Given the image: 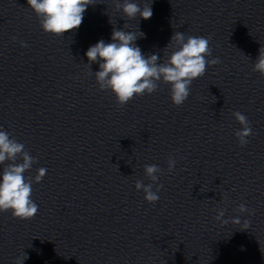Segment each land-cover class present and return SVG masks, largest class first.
I'll list each match as a JSON object with an SVG mask.
<instances>
[{"label":"clouds","instance_id":"9594fccd","mask_svg":"<svg viewBox=\"0 0 264 264\" xmlns=\"http://www.w3.org/2000/svg\"><path fill=\"white\" fill-rule=\"evenodd\" d=\"M97 3V0H27L28 7L38 17L42 30L54 36H64L65 33L77 30L83 22L87 8ZM151 3L152 0H114L115 9L127 18L123 29L113 27L111 42L106 43L100 39L85 53L90 68L93 63L99 64V71L94 73L99 89L110 90L121 107L128 104L134 96L152 94L161 82L170 85L172 103L181 106L190 95L192 82L204 76L208 66L220 63L219 58L207 59L211 56V37H186L179 31L174 32L164 48L163 60L159 54L145 55L136 44L139 38L145 36L139 30L137 18L148 20L152 17ZM131 20L137 21L135 30H130L128 21ZM27 46L21 41V47ZM253 71L264 76V46L259 49ZM233 116L241 125L235 136L240 146H246L249 143L248 138L253 135L251 124L239 111L234 112ZM18 158L20 162H17ZM6 161L9 163L0 174V212L10 211L14 218L30 220L38 213V205L31 198L32 185L40 183L47 170L39 168L34 177L26 178L24 174L37 162L36 158L25 150L23 143L0 130V164H5ZM167 164L168 171L172 172L176 160L169 156ZM144 173L151 183L145 185L143 181L137 180L135 188L144 192L147 202L156 203L160 198L158 193L163 187L158 183L161 169L155 164L145 165ZM237 211L252 214L245 204H240ZM224 217L225 209H218L215 219L222 225L229 222L242 224V230H246L250 225L249 220L242 223L238 216L230 219ZM27 259L28 256L24 252L16 258L14 264H24Z\"/></svg>","mask_w":264,"mask_h":264}]
</instances>
